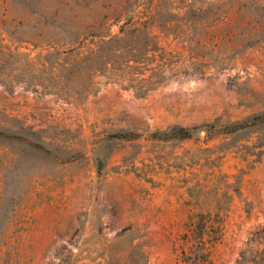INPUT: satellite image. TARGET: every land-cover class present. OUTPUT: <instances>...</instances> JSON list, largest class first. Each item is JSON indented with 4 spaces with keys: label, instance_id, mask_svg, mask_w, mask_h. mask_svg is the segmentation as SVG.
<instances>
[{
    "label": "rangeland",
    "instance_id": "374dc122",
    "mask_svg": "<svg viewBox=\"0 0 264 264\" xmlns=\"http://www.w3.org/2000/svg\"><path fill=\"white\" fill-rule=\"evenodd\" d=\"M130 27L95 94L28 77ZM0 264H264V0H0Z\"/></svg>",
    "mask_w": 264,
    "mask_h": 264
},
{
    "label": "trees",
    "instance_id": "16d2710c",
    "mask_svg": "<svg viewBox=\"0 0 264 264\" xmlns=\"http://www.w3.org/2000/svg\"><path fill=\"white\" fill-rule=\"evenodd\" d=\"M132 27L133 25L130 24ZM129 28L128 31L120 29L119 35H104V36H95L94 34H89L90 37L98 38L97 48L91 50L84 56L80 55V49L83 44V41L86 40L85 36L79 39L77 42H70V48L59 52L56 51L53 54H47L48 57H51L52 60L47 61L45 58H40V63L38 64L37 75L34 73V70L28 71L27 73L33 76L35 81H41L42 86L47 88L49 85V91L52 88L57 90H65L68 87L69 91L73 95L84 98L87 95L95 94L96 89L94 78L98 74L102 75L106 71H117V70H128V71H137L141 62H138L137 57L130 55V52L124 47H119L118 44L123 43L126 40L129 34H135L139 31L137 28ZM70 39V38H69ZM77 43V44H75ZM61 55H64L63 58H60ZM58 56V57H57ZM46 64L49 65L46 67ZM52 72V76L47 83L46 75L47 73ZM135 75V76H132ZM140 73H132L128 77V88L133 89L137 97L145 96L150 90H152L153 84L158 85L160 82L152 81L144 78H140ZM26 79V78H22ZM70 95V94H69ZM72 96V94H71ZM247 124H231L224 126L221 130V133L234 132L245 127ZM197 128H186L175 126L169 128L166 131L155 132L150 135L151 139L154 140H186L190 139ZM119 137H122L120 135ZM124 137H127L124 135Z\"/></svg>",
    "mask_w": 264,
    "mask_h": 264
}]
</instances>
